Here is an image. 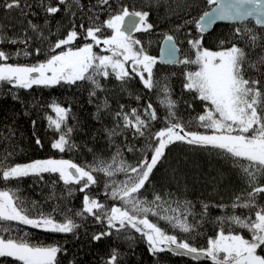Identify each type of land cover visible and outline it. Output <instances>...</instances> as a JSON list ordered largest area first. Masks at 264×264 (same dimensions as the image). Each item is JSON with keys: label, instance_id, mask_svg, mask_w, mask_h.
Wrapping results in <instances>:
<instances>
[{"label": "snow or ice", "instance_id": "6c2138e0", "mask_svg": "<svg viewBox=\"0 0 264 264\" xmlns=\"http://www.w3.org/2000/svg\"><path fill=\"white\" fill-rule=\"evenodd\" d=\"M0 9L16 12L21 25L19 33L12 35L0 26V43L22 45L15 50L0 48V84L23 89L60 84L72 88L89 81L92 97L97 90L105 89L99 77L114 76L117 85L113 87L119 86L132 96L135 90L129 84L138 79L143 89L158 90L157 100L166 108L161 116L149 100L141 111L139 102L146 92L135 94L137 106L127 111L129 106L119 102L116 110H111L105 99L93 113L101 128L92 129L90 134L80 129L85 137L81 146L92 155L90 161L83 163L63 156L11 162L16 155L12 143L15 130L8 124L7 133L0 135V139L7 141L0 149V178L5 185L0 187V221L5 222L0 225V264H64L58 253L67 254V248L58 243L33 242L25 226L72 233L76 238L80 236L77 229L89 220L98 224L99 230L84 227L88 246L78 245L79 253H73L66 264H91L85 256L90 255L92 245L113 233H127L124 239L129 241H135V233H139L157 264L165 250L178 255L206 256L215 264H264V203L258 201V196L264 195V0H186L182 7L178 6V12H169L164 18L171 25L164 31L158 23L150 22L148 10L130 7L124 0H0ZM172 16L179 22L172 23ZM218 22L226 26L214 32ZM107 30L110 35L105 34ZM153 32L162 36L159 55L150 54L137 38L141 33ZM206 39L211 46H205ZM81 40L84 42L79 43ZM185 42L190 54L181 58L180 45ZM97 46L104 52L97 51ZM12 57L17 62H9ZM19 58L32 62H19ZM157 62L182 66L181 97L173 98L168 74L156 76ZM185 89L187 93H183ZM11 94L14 100L20 99L15 91ZM183 95L191 96L184 100L188 109L195 111L193 105H201L200 111L187 121L178 115ZM51 107L56 118L49 116L48 120L59 131L51 147L61 152L76 148L77 143L70 141L72 127L65 124L61 130L70 105L53 103ZM108 115L112 118L111 126L103 123ZM35 123L33 120V127ZM156 123L163 126L157 130ZM101 130L107 147L97 151L95 143ZM129 132L144 143L137 147L130 142ZM33 135L35 143L42 146L40 137ZM121 136L123 140L116 143ZM176 143L219 153L249 189L234 195L231 202L233 209H249L248 214L237 215L233 211L213 217V234L207 237L204 247L175 233H195L202 228L210 216L208 208L212 201H200L201 219L190 222L188 214L195 217L197 213L192 211L191 200L179 199V162L166 170L165 182L153 179ZM103 151L111 155L105 156ZM125 151L138 152L139 156L130 161L124 156ZM45 173L58 174L64 182L68 191L61 192L62 197L82 192V207L70 214H60V218L55 215L58 206L50 213L32 214L29 201L17 195L19 187L9 185L19 184L29 175L43 180ZM224 178L225 174L218 172L213 179ZM90 186H96L98 191L92 192ZM149 189L151 199L142 194ZM100 192L104 193V200L99 199ZM52 195L49 194L50 199ZM30 203L35 208L38 202ZM242 230L247 234H242ZM110 253L105 264H118V257L124 255L115 248Z\"/></svg>", "mask_w": 264, "mask_h": 264}, {"label": "trees", "instance_id": "16d2710c", "mask_svg": "<svg viewBox=\"0 0 264 264\" xmlns=\"http://www.w3.org/2000/svg\"><path fill=\"white\" fill-rule=\"evenodd\" d=\"M130 7L134 6L137 9L143 8L150 12V22L159 24L161 31L170 29L171 25L165 21V17L169 12H178V6L182 7L186 0H124ZM158 3V6H157ZM152 4L149 8L148 5ZM16 12L5 13L0 9V26L3 31L7 32L8 35L13 33H19L20 23L16 18ZM172 23H178L179 21L175 16L169 17ZM67 20V17H64ZM13 25L9 28L7 25ZM222 26L217 25L214 28V32H218ZM105 34H111L110 30H107ZM144 43V46L149 50L150 54L157 55L158 47L162 36L160 32H153L151 35L143 34L137 36ZM150 41V43H149ZM84 41H79L83 43ZM78 46L77 42H73ZM205 46H211V42L207 41ZM17 47L22 45H13L11 43H0V48L4 50H15ZM97 51L98 48L96 47ZM180 56L190 54L186 42L180 45ZM42 58V57H38ZM9 62H17V58H10ZM19 62H32L31 59L25 60L19 58ZM130 67V65H129ZM156 76L159 78L162 74L169 75V83L172 90V96L174 99L181 97L182 95V81L183 77L181 72L183 71L180 65H169L157 62L155 66ZM175 73V75H170ZM101 83L105 84L104 90H97L96 94L89 97V91L91 83L84 81L76 87L69 88L64 84L53 85L50 87L32 85L30 89H23L10 84H0V135L7 133V125L11 124L14 128V134L12 136V143L16 147V155L11 162H25L30 159L44 158L46 156H63L64 158L73 159L77 163H83L86 160L90 161L92 155L83 149L81 146L84 142V133L80 129H86L89 134L92 129L101 128L100 121H97L93 113H95L97 105L103 104L105 99L109 102L111 110L115 111L117 102L126 104L129 107L126 109L130 110L131 107L137 106L135 100V94L140 92H146L147 94L139 102L141 111L143 104L149 100L156 107L159 115L163 116L166 108L160 104L157 100L158 90H145L139 83L138 79L133 80L129 87L134 89V94L129 96L127 92L122 91L117 85L115 77L104 78L99 77ZM15 91L20 99L14 100L11 91ZM7 92V95L4 93ZM188 90H183V93H187ZM160 95H163L161 92ZM190 95H183V99L179 100L178 103V115L183 116L184 120L187 121L189 116H195L201 109L200 104H194L193 108L195 111L188 109L184 104V100H190ZM53 103H59L64 107L70 105V111L67 113L66 120L62 122L61 130L64 129L65 124L72 127L73 131L70 133V141L77 143L76 148H65L62 152L58 149L51 147V141L58 137L59 131L55 129L54 125L50 126L48 117L51 116L53 119L56 118V112L51 107ZM25 109L27 112H25ZM15 120L13 121V114ZM103 115V110H102ZM7 117V119H5ZM35 120V127H33L32 121ZM111 116H104L103 123L111 126ZM162 123H156L155 128L158 130ZM195 127V122H193ZM39 136L41 139L42 146H38L35 143V137ZM129 141L135 143L137 147L144 143L139 137L133 138L131 132L127 133ZM105 133L101 130L97 134V141L95 143V149L101 151L106 149L107 141L102 138ZM123 137H118L116 143H120ZM7 143L4 139H0V149H2ZM91 144V139L88 140ZM9 151H12L9 148ZM105 156L111 155L109 151H103ZM124 156L134 161L139 156V153H131L128 151L124 152ZM179 162V172L182 174V183L178 186V192L180 193L179 199H188L192 201V211L197 213L195 217L191 213L188 214L190 222L199 221L201 219L199 213L202 211L200 201H212V204L208 208L210 216L208 221L204 223L203 227L198 229L195 233L185 234L176 231L182 239H188L189 242L195 244L198 247L206 246L207 237L213 234V224L211 220L213 217L228 215L233 211L237 215H247L249 209L238 206L236 209L231 207V202L234 195L249 190L246 185L236 178L235 173L232 171L230 162L221 157V155L215 151H210L205 148L192 147L184 143H176L168 150V158L165 165H162L156 170V175L153 177L154 181L165 182L166 170L170 167L174 168ZM218 172H223L225 178L222 181L214 180L217 177ZM170 175V173H167ZM43 180H39L33 175L24 177L19 184L16 182L11 183L9 186L12 188L19 187L18 196L25 198L29 201V207L32 214L43 211L44 213L52 212L54 206H58L59 211L55 214L57 218H60V214H70L76 209L82 207V195L80 191L73 192L72 195L62 197L61 192H67L68 188L64 185V182L59 179L58 174L45 173L43 174ZM71 183V182H70ZM185 184L187 189L185 190ZM2 178H0V187H4ZM76 186L75 184L73 185ZM175 187V183L173 182ZM159 187V184H158ZM92 192H97L96 186H90ZM49 194H53L52 198H49ZM151 199V189L147 192L142 193ZM99 199L104 200V193L100 192ZM37 201L35 208H31V201ZM111 202V198H108ZM258 201L264 203V195L258 196ZM227 205L225 208H221L218 205ZM177 205H173L176 207ZM66 209L69 211L66 212ZM180 213H183L181 207ZM152 218V217H150ZM5 222L0 221V225ZM19 224V222H9ZM163 223V222H162ZM29 229L30 239L36 243H58L63 248L68 249L67 254L58 253V257L66 264L67 260L71 258L73 253H79L80 249L78 245L83 244L87 248V239L84 235V227L88 228L89 231L99 230L98 224L92 223L89 220L84 227L78 228L77 231L80 233L79 237L74 238L72 233H60L50 230H39L32 226H25ZM240 231L241 229L237 228ZM242 234H247L246 230H242ZM127 233H121L117 236L115 233L101 240L98 244H93L91 247L90 255L85 256V259L90 261L91 264H105L106 258L110 255V249L115 248L119 253L124 255L118 257V264H157L156 258L152 253L147 251V242L140 238L139 233H135V241H129L124 239ZM133 243L135 246L133 247ZM110 264V262H109ZM160 264H215L210 258L206 257L203 260H194L189 256L173 254L168 250L161 256Z\"/></svg>", "mask_w": 264, "mask_h": 264}, {"label": "water", "instance_id": "95a60500", "mask_svg": "<svg viewBox=\"0 0 264 264\" xmlns=\"http://www.w3.org/2000/svg\"><path fill=\"white\" fill-rule=\"evenodd\" d=\"M221 23H217L215 26H217V25H220ZM162 42V40L160 41V43ZM159 48H160V44H159V47H158V52H157V55H159ZM161 63V62H160ZM189 257H191V258H194V260L196 259V260H203V259H205L206 258V256H199V257H194V256H189Z\"/></svg>", "mask_w": 264, "mask_h": 264}, {"label": "rangeland", "instance_id": "374dc122", "mask_svg": "<svg viewBox=\"0 0 264 264\" xmlns=\"http://www.w3.org/2000/svg\"><path fill=\"white\" fill-rule=\"evenodd\" d=\"M97 48H98V51H100V52H104V50L102 49V48H99V46H97ZM97 50V49H96Z\"/></svg>", "mask_w": 264, "mask_h": 264}]
</instances>
